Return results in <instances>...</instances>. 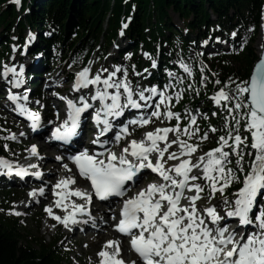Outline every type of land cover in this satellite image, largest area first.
Segmentation results:
<instances>
[{"label":"snow or ice","instance_id":"obj_1","mask_svg":"<svg viewBox=\"0 0 264 264\" xmlns=\"http://www.w3.org/2000/svg\"><path fill=\"white\" fill-rule=\"evenodd\" d=\"M19 2L16 0L17 4ZM181 67L191 75L188 65L182 63ZM121 71L123 75L118 77L117 73ZM10 74L14 78L11 82L15 87H20L23 83L19 78L21 74L14 67L5 65L0 75L7 81ZM172 75L170 72L169 76ZM216 83L220 81L217 79ZM90 86L92 88L87 95L81 94L75 100L61 97L67 100L68 113L67 118L53 131L54 140L71 143L72 138L78 135L83 113L89 109H94V120L98 127L97 139L92 143L101 146L105 141L100 140L99 136L111 131L113 121L127 109L152 110L122 123L113 137L116 143L132 135L130 127L142 128L151 123L153 117L159 120L163 116L168 121L175 119L177 123L175 126L146 131L139 140H128L119 154L111 149L102 152L85 149L70 156L79 175L90 181L92 191L70 189V185L76 184L73 177L59 180L53 186V194L58 197L55 206L61 208L65 215H55L51 207H46L48 215L68 228L81 222L78 216L90 215L88 205L92 203L93 196L104 201L109 197H119L123 198L122 208L114 227L130 238L131 247L143 264H264V202L257 206L258 197H264V58L257 62L248 80L236 82L229 79L225 87L212 97L216 105L226 112V135H220L218 146L198 156L195 163L191 158L200 150V145L189 141L200 132L197 115H190L188 124L181 128V114L171 110L173 96L165 95L155 87L134 88L128 80L127 70L120 67H116L106 77L100 73L93 76L89 68L82 69L76 74L74 89L81 91ZM145 92L150 95L146 96ZM153 97H157L159 103H150ZM8 98L16 103L19 113L31 121L33 129L41 126V116L27 108V96L9 94ZM174 98L179 101L181 94L176 93ZM21 99L25 103H20ZM89 100L99 102V107ZM161 105L165 109L163 113ZM242 122L244 131L251 135L250 145L247 143L248 136L242 137L240 134ZM209 131L215 133L217 129L210 126ZM169 133H174L175 139L169 141ZM198 138L207 140L208 131ZM4 139L15 140L16 135L10 134ZM161 141L165 142L163 146ZM174 144L179 151L169 152ZM29 151L32 156H39L35 145ZM245 155L250 158L248 161H245ZM233 156L235 167L230 166ZM169 160L177 163L166 167ZM28 167L36 169L38 165L30 164ZM63 167L68 169L67 164ZM0 169L21 178L30 174L28 168L13 165L3 158H0ZM194 169L199 170L200 175L193 174ZM144 170L157 173L162 182L149 183L128 196V192L133 187H139L145 179ZM31 174L42 177L39 171ZM234 183L241 186L232 193L233 198H229L226 189ZM205 189L208 203L197 207L196 202L203 199L201 194ZM186 192L194 194L185 195ZM217 192L223 199L219 204H211ZM29 195L33 198L44 196L45 189H33ZM72 196L86 203H65ZM182 200L187 203H182ZM218 209L223 211V215ZM14 214L21 215L18 212ZM111 218L116 219L115 216ZM231 219H236L242 229L254 230L248 231L247 235L243 231L230 230L231 225L222 222ZM108 247H113V251L102 250L98 253L100 264H125L119 258V241L107 242L105 248Z\"/></svg>","mask_w":264,"mask_h":264},{"label":"trees","instance_id":"obj_2","mask_svg":"<svg viewBox=\"0 0 264 264\" xmlns=\"http://www.w3.org/2000/svg\"><path fill=\"white\" fill-rule=\"evenodd\" d=\"M22 5L24 11L28 6L30 15L21 17L12 0H0V54L7 51L4 42L16 34L23 40L25 30L37 26L43 31L39 48L54 46L56 57L62 52L61 57L66 49V55L60 58L62 62L71 55V58L89 63L94 55L102 59L108 53L122 24H126L124 35L131 41L130 52L137 63L136 69L139 71L141 65L139 50H146L153 57L157 46L162 45L164 63L159 61L160 69L171 70L177 54L191 57V43L198 46L202 39L216 35L228 39L231 31H237L238 36L232 41V54H222L213 60L216 77L206 87L201 85L198 74L195 86L186 81L185 93L178 104L181 111L195 110L201 102L207 111L211 107L208 95L224 88L226 81L248 80L257 60L254 43L264 20V0H23ZM170 10L183 19L185 29H176L171 23ZM193 30H197L196 38L188 36ZM165 45L169 47L165 49ZM224 121L225 117L218 113L202 125L214 126L218 140L220 135H226ZM240 134L248 136L250 145L243 122ZM3 153L0 144V154ZM239 187L240 184L234 183L228 191L231 194ZM60 254L56 242L34 247L19 222L0 213V264H64Z\"/></svg>","mask_w":264,"mask_h":264},{"label":"rangeland","instance_id":"obj_3","mask_svg":"<svg viewBox=\"0 0 264 264\" xmlns=\"http://www.w3.org/2000/svg\"><path fill=\"white\" fill-rule=\"evenodd\" d=\"M169 14H170V18H171V23L175 26V28L180 29V28L184 27L183 20L178 14L174 13L172 10L169 11ZM261 37H263V35L260 31L258 34V38L256 39L255 46H254L256 49V52H257V48H256L257 47V41ZM220 48H222V47H220ZM217 49H219V47H217ZM117 51H118V48H112L111 53H114L113 57L110 56L105 61H103L101 63L100 62H93L85 68H89L90 70L91 69L96 70V72H105L103 70L107 69L106 72H109V71H114L116 67H120L122 70L123 69L127 70V76L129 78V76L131 75V74H129V70H128L129 64L125 58L121 57L118 54ZM207 52H206L208 54L207 59H210L211 56L213 55L212 53L214 52V50L213 49H207ZM200 54H202V53L200 52ZM8 60L9 61H11V60L17 61L18 56H12ZM114 60H117V61H114ZM208 61L209 60H207V63L209 65L211 62L209 63ZM43 63H45V62H43ZM198 67H199L200 71L203 73L205 68L202 66V62L198 63ZM180 68L182 70H184L182 67H180ZM44 70H45V68H43L41 70L42 71L41 76L44 79L43 85L41 87H47V88L52 89V90L61 91L63 86H65L67 84L66 75H67V73H69V71L67 70V66L60 65L58 62H49L48 67L46 66V71H44ZM118 74L120 75V77H122L123 71L119 72ZM169 79L175 85L177 77L175 78L172 75V76H169ZM49 81H51L53 83V85H51V83L46 85V83H48ZM145 87L146 86L143 85L142 89H145ZM47 97L51 98L52 102H57L56 99L52 98L51 95H49ZM213 102H214V107L216 109H219L220 107H218L216 105L214 100H213ZM197 115H199V113H197ZM10 128H13L16 130L19 129L21 131L23 128V125L16 122L15 119L13 117H11L6 112L4 105L0 104V134L6 135L7 132L10 130ZM202 134H203V132H201V129H200V132L197 133V135L193 138V141H190V143L199 144V143H201V141H204V140H200L198 138ZM2 140L4 142H6L8 139L3 138ZM205 141H208L209 143L213 141L212 132H210V131L208 132V139ZM25 142H26V140L23 141V144H25ZM17 146L18 147H16L13 151H9L10 149L8 147L7 148L5 147V153L8 155L9 158L17 159L20 156L26 155V153H30L28 151V149L24 152H21L20 149H18L20 146L18 144H17ZM175 148L178 149V146L175 145ZM178 151H179V149H178ZM200 155H202V154H200ZM200 155H198V156H200ZM192 157L194 158V157H196V155L193 154ZM234 160H235V156L232 157V161H234ZM45 168L49 169L50 167L48 166ZM198 172L200 174L199 170H198ZM53 177H54V173H53V175H50L49 178L52 179ZM47 182H48V180H47ZM3 190L5 192L8 191L9 196L8 195L6 196V194H4V192H2ZM25 190L26 189L12 188V187L0 188V207H1V209L4 210L3 206H8V208H13L14 205L12 204V202L14 200H16V201L20 200L21 196L24 197L25 196ZM207 196H208V194L205 193L204 194V200L201 201L200 203H198L197 205L202 206V205L207 204L208 203ZM229 198H233V197H229ZM260 198L264 202V197H260ZM222 199L223 198H222L221 194L219 193V196H218V194H216L215 199L211 200L210 203L211 204H219V202ZM8 201H10V202L12 201L10 203V205L8 204ZM261 204L257 205V206L259 207V206H261ZM111 209H109V211ZM218 210H220V209H218ZM220 211H221V213H223L222 210H220ZM16 212H18V211L14 210V211H11L10 213H12L13 216H17L14 214ZM24 214H25V216L22 217L20 219V221L23 225L24 232L27 235L28 242L32 243L34 245V247L39 248V246H41V243L43 240H45L46 243H49L52 240H54L53 235L55 234L56 230L54 227H50L48 225V223L46 221V219H47L46 217H48V216H47L45 210L42 209V207H40V206L33 207L32 209L24 211ZM58 231L59 230L57 229V232ZM58 233L62 234V235L64 234V232H62V231L58 232ZM94 240H92V243H89V241L85 240L84 238H81V239L75 238V239H73V241H70V238L69 239L66 238L65 241L63 242L62 246H61V250H63V255L65 252L70 253L69 261L71 262V264H100V263H98L97 260H95V259H98V257H97L98 255H97V251H95L96 248L94 247ZM120 249H121V251H120L119 258H123V257L125 258V256H123V257L121 256L122 247H120ZM95 255H97V256H95Z\"/></svg>","mask_w":264,"mask_h":264},{"label":"bare ground","instance_id":"obj_4","mask_svg":"<svg viewBox=\"0 0 264 264\" xmlns=\"http://www.w3.org/2000/svg\"><path fill=\"white\" fill-rule=\"evenodd\" d=\"M263 44V37H261L258 41H257V50L261 47V45ZM27 62H29L30 64H32L34 67L38 68V65L37 63H32L31 60H27ZM62 115V114H61ZM33 141L31 140L30 144L32 143ZM44 153H45V157L43 158V161H41V165L45 168V167H50L48 170H49V174L50 175H53L54 173V177L52 179H49L48 181V184L46 185H50L51 182L55 181L59 175H67V173H64L63 172V169L61 168V165L59 164H56V163H53V162H50L51 160L54 159V157L52 156L51 154V151L47 148H44L43 149ZM48 158V159H47ZM46 161V162H45ZM48 189H50V187H48ZM48 199H50L51 197H47ZM99 209V208H98ZM100 210V209H99ZM98 210V211H99ZM104 211H107L105 209H103ZM97 211V212H98ZM223 215V214H221ZM101 220L99 221V226L101 225V230L100 232L97 234V238L96 237H93L92 240H94V247L96 248L95 251H97V253H99L100 251H102V247H103V244L106 243L107 241H111V239L113 237H116V233L112 230V224L111 222L106 219V218H100ZM105 230V231H104ZM87 239L89 238V235L86 237ZM92 240H90L89 243H92ZM123 247H124V255L126 257H129L130 256V253H129V247H128V244H123ZM98 249V250H97ZM97 256V255H95ZM98 259H95V260H99L101 259L99 256H97ZM123 259V258H122ZM94 261V260H93ZM96 262V261H95ZM140 264V263H138Z\"/></svg>","mask_w":264,"mask_h":264},{"label":"water","instance_id":"obj_5","mask_svg":"<svg viewBox=\"0 0 264 264\" xmlns=\"http://www.w3.org/2000/svg\"><path fill=\"white\" fill-rule=\"evenodd\" d=\"M261 58H264V45H263V49L260 51V59L257 61V62H259L260 60H261ZM257 64V63H256ZM255 64V65H256ZM254 70V69H253ZM252 73H253V71H252ZM252 73H251V75H252ZM250 75V76H251Z\"/></svg>","mask_w":264,"mask_h":264}]
</instances>
